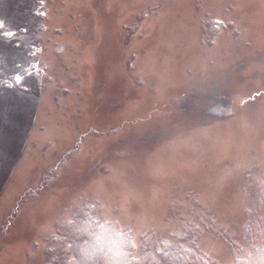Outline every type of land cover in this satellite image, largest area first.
Returning <instances> with one entry per match:
<instances>
[{
    "label": "rangeland",
    "instance_id": "374dc122",
    "mask_svg": "<svg viewBox=\"0 0 264 264\" xmlns=\"http://www.w3.org/2000/svg\"><path fill=\"white\" fill-rule=\"evenodd\" d=\"M0 23V264H42L86 202L134 244L195 225V203L200 251L244 254L264 0H0Z\"/></svg>",
    "mask_w": 264,
    "mask_h": 264
},
{
    "label": "trees",
    "instance_id": "16d2710c",
    "mask_svg": "<svg viewBox=\"0 0 264 264\" xmlns=\"http://www.w3.org/2000/svg\"><path fill=\"white\" fill-rule=\"evenodd\" d=\"M243 179L249 195L243 225L244 254L231 264H264V164L247 170ZM99 209L97 202H86L71 208L66 219L55 223L54 232L46 238L55 247L45 251L42 264H218L196 245L197 236L215 229V224L195 203L189 210L195 225L187 223L163 240H154L145 232L138 244L116 222L104 221ZM15 213L9 215L7 223ZM4 232L5 228L0 235ZM227 242L232 254L240 252L238 244Z\"/></svg>",
    "mask_w": 264,
    "mask_h": 264
},
{
    "label": "snow or ice",
    "instance_id": "6c2138e0",
    "mask_svg": "<svg viewBox=\"0 0 264 264\" xmlns=\"http://www.w3.org/2000/svg\"><path fill=\"white\" fill-rule=\"evenodd\" d=\"M2 27H3V24L0 23V28H2ZM11 34L14 35V33H11ZM16 81H17V84H19L21 82V78L19 76H17Z\"/></svg>",
    "mask_w": 264,
    "mask_h": 264
}]
</instances>
